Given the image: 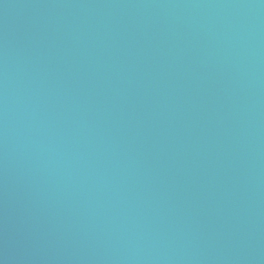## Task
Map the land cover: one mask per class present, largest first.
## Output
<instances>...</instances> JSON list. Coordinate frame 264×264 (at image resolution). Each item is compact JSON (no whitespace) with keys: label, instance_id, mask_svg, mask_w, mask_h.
I'll return each instance as SVG.
<instances>
[{"label":"water","instance_id":"95a60500","mask_svg":"<svg viewBox=\"0 0 264 264\" xmlns=\"http://www.w3.org/2000/svg\"><path fill=\"white\" fill-rule=\"evenodd\" d=\"M0 264H264V0H0Z\"/></svg>","mask_w":264,"mask_h":264}]
</instances>
